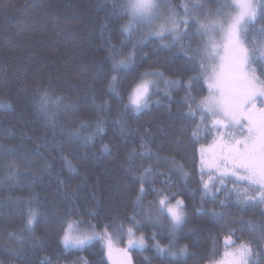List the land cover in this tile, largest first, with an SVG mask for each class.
Segmentation results:
<instances>
[{
  "label": "trees",
  "instance_id": "obj_1",
  "mask_svg": "<svg viewBox=\"0 0 264 264\" xmlns=\"http://www.w3.org/2000/svg\"><path fill=\"white\" fill-rule=\"evenodd\" d=\"M182 1L169 0L166 12L169 6L181 12ZM122 3L0 0V264H112L101 240L79 249H65L60 243L58 219L70 210L77 213L74 219L86 222L81 230L89 231L88 223L96 232L110 225L114 234L135 215L146 246L130 250V264H209L208 257L216 261L223 256L227 229L235 230L237 245L251 242L254 255L249 264H264V205L238 204L227 178L223 187L212 178L210 187L216 183L219 191L205 195L202 190L200 148L213 132L203 131L201 124L199 140H194L199 119L185 114L189 105L198 111L196 103L186 100L189 93L196 102L209 94L196 62L202 58L204 37L191 23L195 35L187 43L189 37L174 42L170 36H151L144 24L131 33L122 32L128 20L120 11ZM262 6L264 0H259L260 10ZM259 24L264 29L262 11ZM110 45L125 57L133 53L129 70L111 72ZM197 48L200 55L190 50ZM145 71L162 72L160 79L167 85L155 91L139 115L125 113L109 90L111 76L124 81L117 85L123 96L128 82ZM44 91L62 98L58 104L49 103L47 112L54 118L40 107ZM104 100L109 104L98 109ZM98 118L103 120L101 133L95 129ZM82 120L91 126L81 128ZM76 129L80 138H70L69 132ZM88 136L91 140L85 144L82 138ZM144 140L152 151L181 162L187 177L164 160L129 159L134 150L145 151L140 147ZM142 163L170 177L171 191L185 201L187 221L175 233L167 217H158L150 207L155 193L147 192L139 205L135 202L138 184L128 169H139ZM163 178L155 176L157 181ZM204 179H209L207 173ZM155 187L164 185L157 182ZM29 207L42 213L31 229L26 227ZM212 212L224 216L217 219ZM248 222L259 227L251 231ZM157 242L172 251L187 245L188 252L172 256L158 251Z\"/></svg>",
  "mask_w": 264,
  "mask_h": 264
},
{
  "label": "snow or ice",
  "instance_id": "obj_2",
  "mask_svg": "<svg viewBox=\"0 0 264 264\" xmlns=\"http://www.w3.org/2000/svg\"><path fill=\"white\" fill-rule=\"evenodd\" d=\"M230 7L239 9L236 15H230L224 21L211 20L208 17L207 23H202L198 18L179 19L174 10L170 17L164 18L161 12V3L159 0H123L120 6V11L123 15L128 17L127 22L121 26L122 32L131 33L141 24H147L150 31L149 35L164 39V34L174 38V42H179L187 35V32H180L178 25L185 26L191 24L198 25L197 35L206 37L202 49V58L196 60L199 64L200 77L207 78L212 83H209V96L200 99L199 102L195 96L190 93L186 100H191L196 103V109L193 111L189 105V111L186 117L190 119H199L200 124L192 132L194 140H199V133L201 131L200 125L203 124L208 132H216L219 136L220 151L214 154L211 161L205 159V148L202 145L200 148V180L202 190L205 195L212 194L213 190L219 191L216 183H211L212 176L205 181V168L208 167L218 173L217 182L220 187L224 186V180L227 178L232 183L233 187L230 190L235 194L238 204L244 206L264 205V45L259 49L255 47L254 42H248V28L256 21V6L246 0L244 3H238L233 0ZM203 7L199 4H193L191 8L187 5L184 6L185 16H189L191 12L197 8ZM262 15H264V6H262ZM164 23L159 27H153L155 23L161 19ZM227 24V28H225ZM223 31L228 40V44L232 51L230 58L229 77L230 82L225 85L223 82L224 71L217 72L216 68L209 70V64L215 60V40L214 34ZM264 31V29H262ZM198 55L201 49H190ZM108 59L111 61V72L119 73L127 71L130 64L133 62V53L129 52L127 57L119 52L115 45H110L108 48ZM190 59H195L190 57ZM206 61L208 63H206ZM257 62L260 63L262 71L257 75V69L253 67ZM154 78H163V73L159 71H145L140 73L137 77L128 82L124 95L118 90L117 85L124 81L118 79L117 75H112L109 81V90L114 97L121 102L125 113L139 115L149 107L152 95L158 89ZM200 77L194 78L198 79ZM170 84L177 83L170 81ZM191 81H189V87ZM216 89L219 93L217 97L211 89ZM127 98V102L125 101ZM61 97L53 98L49 92L44 91L41 93V109L45 111L46 116L54 118V114L48 113L47 109L49 103L58 104ZM109 102L102 101L97 105V108L103 110ZM257 104L261 107L257 109ZM208 122L211 127H208ZM119 123V121H118ZM103 120L97 119L95 121V129L97 133L103 132L101 125ZM91 126L89 121H81V128ZM239 126L240 135H244L245 126H247L248 135L242 140H238L235 134L231 131H222L230 127ZM69 137L80 138V131L78 129L71 130ZM225 137L227 139H225ZM83 142L87 144L91 140V136L83 137ZM143 139V138H142ZM104 150H108V145H104ZM145 151L136 152L135 150L130 154L129 159L139 157L143 160H164L166 163L173 166L183 176L187 177L188 173L185 171L181 162L175 160L173 157L161 156L158 152L152 151L150 144L147 140L140 145ZM66 163L69 169L72 168L71 162ZM13 167V166H10ZM142 169V171L140 170ZM133 173V178L138 184L135 202L139 205L147 192L155 193L156 200L150 204L157 210L158 217H167L169 221L170 231H175L181 228L187 221L185 201L178 197V193L171 191L173 185L170 184V177L165 173H157L152 164L140 165V168L131 167L128 169ZM163 176V179L157 181L155 176ZM63 182V181H61ZM164 185V187H155L156 183ZM145 185L148 186L146 189ZM203 211V209H197ZM42 215L38 209L29 207L27 214L26 227L32 228L37 217ZM211 215L217 219H222L224 213L212 212ZM77 213L69 211L58 219L60 228V243L65 249L69 248H82L92 240H101L104 246L110 252L112 249V236L108 231L110 225L104 226L103 233L95 231V225L88 223L86 226L89 231L82 232L81 225L86 222L80 219H74ZM151 219V217H149ZM127 226L122 222L119 225L120 232L127 235V248H143L145 246V238L142 233L138 235L141 227V221L137 220L135 215L127 217ZM227 224V222H226ZM259 225L248 222V228L251 231H256ZM228 235L225 237V246H230L234 251L226 252L225 256L230 257V264H248L249 258L254 255L251 242H241L238 245L232 240L235 234L234 229H227ZM154 238V237H153ZM242 239V238H241ZM264 239V236H262ZM160 252L168 251L170 255H186L188 252L187 245L176 251H172L171 246L167 249L162 248L159 243L155 245ZM127 255V249H125ZM210 264H223L222 261H215L212 257H208ZM130 264V261H129Z\"/></svg>",
  "mask_w": 264,
  "mask_h": 264
},
{
  "label": "rangeland",
  "instance_id": "obj_3",
  "mask_svg": "<svg viewBox=\"0 0 264 264\" xmlns=\"http://www.w3.org/2000/svg\"><path fill=\"white\" fill-rule=\"evenodd\" d=\"M159 2L162 5L161 12L163 13L164 18L170 17L173 13L171 11L166 12L169 0H159ZM237 2L238 3H244V2H246V0H237ZM250 2L256 6V21L253 24H251L248 28V37H247L246 44L248 42H254L255 47L257 49H259L261 45H264V34H262V35L260 34L263 28H262L261 24H259L262 10L259 9V0H250ZM232 3H233V0H183L180 3L182 11L179 12L177 10L174 12H175V15L179 19L191 20L193 18H198L202 23H207L208 21H207L206 17H208L211 20L224 21V20L228 19V17L230 15H236L237 12L239 11V9H237L236 7H230L229 6ZM193 4H199V5H202L203 7L195 9V11L191 12V14L189 16H185L184 10H183L184 6L187 5L188 8H191V6ZM169 8L172 9L171 6H169ZM162 23H164L163 18L161 20L157 21L153 27H159V25ZM144 25L147 28H149L147 24H144ZM189 25H187V26H185L183 24L178 25L181 33H184L185 31L187 32V35L184 36V38L189 37V39L185 40L186 43L191 41V38L195 35L194 30L190 29ZM195 26H196V28H198V25H195ZM225 28H227V24H225ZM255 31H256V33H255ZM260 35H261V37H260ZM164 36L167 37L168 34L165 33ZM169 38H173V37H169ZM206 39L207 38L204 37V40H206ZM214 40H215V52L213 54L215 55V60L209 64V70H211V68H216L217 72L219 73L220 70L223 69V71H224L223 82L225 85H227L230 82L229 68H230V58L232 56V51H231V48L228 44V40L226 38V35L223 31H219V32L215 33L214 34ZM206 63H208V62L206 61ZM253 67H255L257 69V67H258L257 63L254 64ZM257 75H259V74L257 73ZM150 79L155 80L156 84L158 85V89H163L167 85L166 82L162 81L160 78L155 79L154 77H150ZM206 81H207V85H209V83L213 82V81L208 80L207 78H206ZM208 89H209V86H208ZM211 91L213 93H215V95L217 97L219 96V93L216 91V89L213 88V89H211ZM209 92H210V89H209ZM208 96H209V94L205 97H208ZM260 107L261 106L259 104H257V109H259ZM205 130H206V128L204 127L203 131H205ZM222 131L233 132L235 134L236 139H238V140H242V139H244L245 136L248 135L247 126H245V131H244L243 136L240 135L239 126L230 127L227 129H222ZM206 132H208V131L206 130ZM225 139H227V138L225 137ZM202 145L205 148V159L210 162L211 159L213 158L214 154H217L220 151L219 136L217 135L216 132L213 131V138L208 143H202L201 146ZM205 173H207L208 175L211 174L212 178H217V176H218V173H215L214 170H212L208 167L205 168ZM81 231L85 232L83 230H81ZM103 231L104 230L98 231V233H103ZM108 231L112 236V249H111V251L109 252L108 249L105 247L109 260L112 262V264H129L128 257L130 258V250H132L134 248H131V249L127 248V235H126V233L121 232V233L114 234L110 230H108ZM232 240H233V237H232ZM145 246H146V239H145ZM125 249H127V255H125ZM232 251H234V249H232L230 246H228L226 248L223 256L216 261H222L223 264H230L231 258L226 257L225 253L226 252H232ZM250 259H251V257L249 258L248 264L250 263Z\"/></svg>",
  "mask_w": 264,
  "mask_h": 264
}]
</instances>
